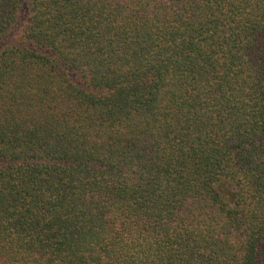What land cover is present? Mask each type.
Masks as SVG:
<instances>
[{
	"label": "trees",
	"instance_id": "obj_1",
	"mask_svg": "<svg viewBox=\"0 0 264 264\" xmlns=\"http://www.w3.org/2000/svg\"><path fill=\"white\" fill-rule=\"evenodd\" d=\"M0 264H264V0H0Z\"/></svg>",
	"mask_w": 264,
	"mask_h": 264
}]
</instances>
